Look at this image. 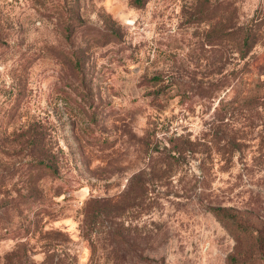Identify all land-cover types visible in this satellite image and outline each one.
I'll use <instances>...</instances> for the list:
<instances>
[{"label": "rangeland", "instance_id": "374dc122", "mask_svg": "<svg viewBox=\"0 0 264 264\" xmlns=\"http://www.w3.org/2000/svg\"><path fill=\"white\" fill-rule=\"evenodd\" d=\"M0 264H264V0H0Z\"/></svg>", "mask_w": 264, "mask_h": 264}, {"label": "trees", "instance_id": "16d2710c", "mask_svg": "<svg viewBox=\"0 0 264 264\" xmlns=\"http://www.w3.org/2000/svg\"><path fill=\"white\" fill-rule=\"evenodd\" d=\"M135 1L138 3L142 2V0H135ZM250 39H251V35L248 33L244 39V43L246 44V46L249 45ZM211 210L213 211L214 215L219 219V221L222 222L224 225H226L228 222H232V223L234 222V221H230L232 220L231 215L225 213L222 207H213Z\"/></svg>", "mask_w": 264, "mask_h": 264}]
</instances>
